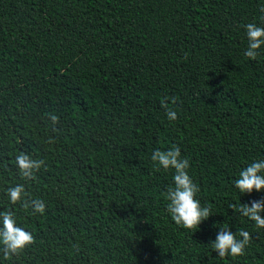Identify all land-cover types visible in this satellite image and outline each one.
<instances>
[{
  "label": "trees",
  "instance_id": "obj_1",
  "mask_svg": "<svg viewBox=\"0 0 264 264\" xmlns=\"http://www.w3.org/2000/svg\"><path fill=\"white\" fill-rule=\"evenodd\" d=\"M248 24L264 28V0H0V212L32 236L0 243V264H264L242 208L264 188L235 184L264 159ZM173 147L208 209L193 227L168 208L175 169L151 159ZM18 153L42 163L23 175ZM221 231L247 232L239 254L212 247Z\"/></svg>",
  "mask_w": 264,
  "mask_h": 264
},
{
  "label": "clouds",
  "instance_id": "obj_2",
  "mask_svg": "<svg viewBox=\"0 0 264 264\" xmlns=\"http://www.w3.org/2000/svg\"><path fill=\"white\" fill-rule=\"evenodd\" d=\"M246 27L250 40L249 48L245 54L254 56L255 52L253 50L264 43V40L257 39L258 37H264V28L252 24H248ZM168 115L170 118H174L175 112L170 111ZM53 119L55 118L53 117ZM179 156V150L173 147L168 151L156 149L152 153L151 159L163 169L170 167L175 169L172 176L175 187L170 188L166 193V199L169 200L168 208L172 218L177 223H183L186 227H193L208 215V209L200 207V201L195 198L196 186L185 170L188 163L186 160L179 159ZM15 162L23 175H31L32 169L42 163V161L34 160L24 153H18ZM262 172H264V159L253 160L239 171L235 184L242 192H250L253 188L260 190L264 188V174H260ZM22 191V185L9 188V199L16 201L20 198ZM32 207L35 211L42 212L44 204L37 199L33 201ZM242 208L245 215L250 216L258 225L264 226V217L258 214L264 208L261 201H253L250 206L243 205ZM240 235L243 237L242 240H237L231 232H218L215 241L212 242V247L221 256L225 255L226 251L231 254H239L248 237L245 231H241ZM31 239V234L16 224L12 212H0V243L4 245L6 256L10 252H15L23 247Z\"/></svg>",
  "mask_w": 264,
  "mask_h": 264
}]
</instances>
